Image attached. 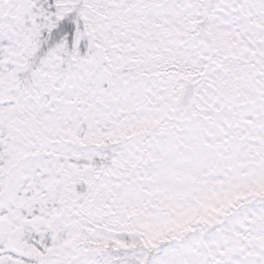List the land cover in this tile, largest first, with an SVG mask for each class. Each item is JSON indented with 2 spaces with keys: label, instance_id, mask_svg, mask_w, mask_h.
<instances>
[{
  "label": "snow or ice",
  "instance_id": "6c2138e0",
  "mask_svg": "<svg viewBox=\"0 0 264 264\" xmlns=\"http://www.w3.org/2000/svg\"><path fill=\"white\" fill-rule=\"evenodd\" d=\"M0 264H264V0H0Z\"/></svg>",
  "mask_w": 264,
  "mask_h": 264
}]
</instances>
